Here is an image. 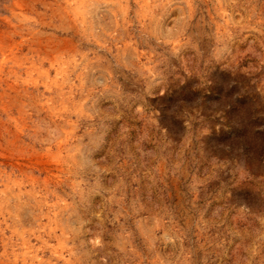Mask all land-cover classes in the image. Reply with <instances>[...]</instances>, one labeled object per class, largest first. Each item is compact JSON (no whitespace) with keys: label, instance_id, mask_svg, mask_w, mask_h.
<instances>
[{"label":"rangeland","instance_id":"1","mask_svg":"<svg viewBox=\"0 0 264 264\" xmlns=\"http://www.w3.org/2000/svg\"><path fill=\"white\" fill-rule=\"evenodd\" d=\"M0 264H264V0H0Z\"/></svg>","mask_w":264,"mask_h":264},{"label":"bare ground","instance_id":"2","mask_svg":"<svg viewBox=\"0 0 264 264\" xmlns=\"http://www.w3.org/2000/svg\"><path fill=\"white\" fill-rule=\"evenodd\" d=\"M1 206V205H0Z\"/></svg>","mask_w":264,"mask_h":264}]
</instances>
